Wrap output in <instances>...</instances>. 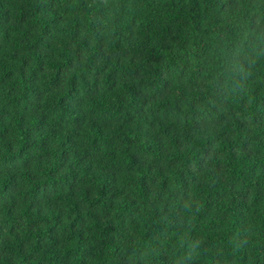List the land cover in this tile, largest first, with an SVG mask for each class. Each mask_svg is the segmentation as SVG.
Listing matches in <instances>:
<instances>
[{
    "label": "trees",
    "instance_id": "obj_1",
    "mask_svg": "<svg viewBox=\"0 0 264 264\" xmlns=\"http://www.w3.org/2000/svg\"><path fill=\"white\" fill-rule=\"evenodd\" d=\"M242 3L0 0V264H264Z\"/></svg>",
    "mask_w": 264,
    "mask_h": 264
},
{
    "label": "clouds",
    "instance_id": "obj_2",
    "mask_svg": "<svg viewBox=\"0 0 264 264\" xmlns=\"http://www.w3.org/2000/svg\"><path fill=\"white\" fill-rule=\"evenodd\" d=\"M104 7H107L108 9V30L109 33L111 32V24L113 21V18L116 16L118 12V5L117 4H110V5H102ZM73 7H79L77 5H73ZM87 7H93L91 5ZM205 7H208L205 5ZM132 8L129 9V14H131ZM225 21L230 22L233 26V28L243 27L244 24L247 23V19H242L245 17H252L257 16L259 17V20L257 23L264 22V0H260L259 4H246L242 3L237 6V8L233 12H225L223 14ZM257 44L261 45V50L256 51L255 45L252 46L251 49L248 48L247 42L245 40L244 46L241 49L245 53V59L249 63V67L252 63H254V60L249 59L250 56H255L256 58H259L261 56H264V28H261L259 35L256 38ZM236 71L241 73L242 75H247V73L244 71L243 67H236ZM6 159V156H5ZM10 173L4 170H0V176H3V178L6 180L7 176Z\"/></svg>",
    "mask_w": 264,
    "mask_h": 264
}]
</instances>
